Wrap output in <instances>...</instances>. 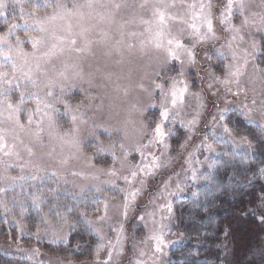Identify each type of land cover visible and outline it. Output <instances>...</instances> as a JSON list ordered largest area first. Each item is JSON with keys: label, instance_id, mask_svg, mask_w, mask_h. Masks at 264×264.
<instances>
[{"label": "rangeland", "instance_id": "374dc122", "mask_svg": "<svg viewBox=\"0 0 264 264\" xmlns=\"http://www.w3.org/2000/svg\"><path fill=\"white\" fill-rule=\"evenodd\" d=\"M5 2L7 21L11 23L15 18L20 26L6 38L4 50L8 51V44L13 45V60L19 65L24 61L17 55L16 36L45 35L25 27V20L32 22L30 12L35 11L42 17L51 15L58 2L71 9L73 4L82 5L86 0H48L47 4L45 0H36L37 6L32 0ZM95 2L108 5L115 18L112 24L95 16L83 22L85 26L95 25L89 35L93 41L89 51L53 56L42 63L40 71L29 57L34 79L43 80L44 71L49 74L53 69L60 71L65 63L79 65V69L66 70L68 80L57 79L53 96H47L42 85L33 87L24 79L14 80L12 85H0L9 89L2 98L5 107L0 115V128L6 130L7 143L15 144L14 150L19 153V158L0 155V159L12 165L6 168L0 164V188L5 189L0 191V256L21 264H96L98 257L101 261L107 259L108 248L114 245L110 264H136L137 260L144 264H171L173 249L182 247L178 250L182 256L186 251L196 252L181 246L184 240H192L186 221L181 220L184 214L197 209L205 212L208 204L220 200V180L216 177L220 166L251 153L255 150L253 139L264 137L261 127L264 125L261 108L264 104V24L261 23L264 0H244L243 15L238 7L233 8L230 23L239 29L238 33L220 23L227 0ZM116 3L122 5L118 10L112 7ZM201 3L212 5L215 32L214 38L204 41L197 40L188 27L192 13L199 12ZM154 5H171L166 11L177 20L168 21L169 30L192 49L194 62H189L186 53L175 60L169 59L162 49L152 46L140 49V42L149 36L146 31L149 25L141 21L153 20ZM245 17L249 20L247 25L242 24ZM6 29L5 17H0V35ZM104 33H108V39ZM60 34L63 33L57 31ZM52 42L49 40V44ZM129 44L133 47L129 48ZM81 45L82 41L78 46ZM19 48L28 53L33 51L27 39ZM225 65L232 70L241 66L240 86L244 90L238 94L234 84L226 86L216 80L217 76L222 80L230 70ZM10 68L11 62L0 57V70L10 71ZM75 71L81 75H74ZM174 82L177 88L187 85L184 103L178 104L163 121L162 127L167 133L163 143L149 144L152 129L161 120V93L155 85L161 84L169 91ZM61 84L64 85L62 93ZM21 91L38 94V99L25 97L19 113L20 122L25 125L23 130L8 120L6 108L9 100L13 104L20 100ZM38 102L42 109L39 113L35 111ZM65 103L70 110L65 108ZM45 104L51 107L44 109ZM249 109L251 112L246 116ZM30 114L33 119L29 125ZM72 115L78 117L77 121L73 122ZM193 120L195 123L190 124ZM224 125L231 135L224 131ZM143 145L148 147L142 148ZM138 148H142L143 156ZM27 149H31V155ZM153 156L159 159L160 167L152 169L150 174H145L147 168L141 173L139 166L151 164ZM109 169L116 175H110ZM133 170L137 171L135 178L131 177ZM19 176L26 179L15 182L8 179ZM125 176L132 182H126ZM249 181L262 187L261 170L258 177H249L246 183ZM135 189L139 191L134 200L129 196L125 209V196ZM34 197L39 198L35 204ZM168 205L171 213L167 211ZM88 220L92 221L91 225ZM159 231L166 241L172 242L163 253H156L154 242L149 239ZM202 243H195V248ZM98 245H103L99 253ZM179 264H184V260L180 259Z\"/></svg>", "mask_w": 264, "mask_h": 264}, {"label": "snow or ice", "instance_id": "6c2138e0", "mask_svg": "<svg viewBox=\"0 0 264 264\" xmlns=\"http://www.w3.org/2000/svg\"><path fill=\"white\" fill-rule=\"evenodd\" d=\"M15 3H19V0H14ZM32 3L34 6L36 5V0H32ZM48 3V0H45V4ZM144 5H141L143 7ZM115 9H120L122 5L120 3H116L112 6ZM168 7H171V5H163L161 7L160 5H154L153 6V20L152 21H141L142 23L148 24L149 27L146 29V31L149 32V36L146 40H143L140 42V49L144 50L145 48L152 46L156 49H162L164 52L167 53V57L169 59H175L179 60L181 53H186L187 57L189 58V62H194V55L191 48L187 47L183 40L178 36H173L171 31L169 30L168 21L169 20H177V17L172 15L171 13L167 12L166 9ZM189 7L194 8V5H190ZM238 7L241 15L244 13L245 9V3L244 0H227V6L224 9L223 12L220 14V23L221 24H227L229 26V29H233L237 33L239 32L238 28H235L231 23V17L233 15V8ZM89 9L90 11L85 13L83 9ZM97 8L103 9V11H96ZM6 9L7 4L5 0H0V17H5V23L7 24V29L3 35H0V57H3V59L6 62H11V68L10 71H4L0 70V85L7 83L8 85H12L14 80H20L24 79L27 83H30L33 87H36L38 85H42L46 95L51 97L53 96V87L55 86L57 79L60 78L62 80H68L70 77L67 75L66 70L69 67H72L73 69H79L78 64H72L69 65L67 63L64 64V68L60 71H55L53 69V73L49 74L47 71L43 72L44 79H34L33 78V67L29 63V57H31L35 61V69L37 71H40L42 68V63H46L51 60L53 56L57 55H64L66 52L71 55L72 53L81 54L86 51H89L91 48V45L93 41L89 38V35L92 31V28L95 27V25L85 26L84 21L86 19L90 20L94 16L98 17L100 21L106 22L108 24H112L114 22L115 13L109 9L108 5H98L95 0H86L85 4L77 5L73 4L72 8L69 9L67 4L57 3L55 5V9L51 15L46 16H38L35 11L30 12L28 15L32 17V22L29 24L27 20L24 21V25L26 28L34 29L40 33H43L45 35L41 36H26L24 38H21L20 36H16V47H17V55L21 58H23L24 63L23 64H17L13 60L12 55V49L13 45L8 44V51L4 50V45L7 42V37L9 35L14 34V30L17 29L20 25L18 22L15 21V18H13V22L9 23L6 18ZM207 9V11H205ZM212 5L211 3L204 4L201 3L199 6V12H193L191 17V23H188L187 21H181L183 23H188V27L192 30V35L197 38L199 41L208 40L210 38L215 37L214 32V26H213V18H212ZM21 13L23 14L24 9L21 7L20 9ZM73 20L76 21V23H73ZM57 22L59 24L57 25ZM249 23V20L247 17L244 18L242 21V24L247 25ZM261 23L264 24V17H261ZM123 27V26H121ZM78 29V30H77ZM264 30V29H262ZM57 31L63 33L60 35H57ZM183 29H181V32ZM130 35H136V33H130ZM121 36H123V32L121 31ZM105 39H108V33H104ZM243 39V37H240ZM24 39H27L31 45L33 51L31 53L23 51V49L19 48V45L23 43ZM232 39H236L235 36L232 37ZM49 40L53 41L49 44ZM82 41V45L78 46L80 42ZM120 41H117V44H119ZM44 47L47 48L46 51H40V49ZM129 48H132L133 45L129 44ZM253 48H255V43L252 45ZM245 65L247 64V60H245ZM226 68L230 69V66L225 65ZM264 71V70H262ZM74 75L80 76V71H75ZM243 75V72L241 70V66L235 67L234 70L230 69L228 72H226L224 78L221 80L219 76L216 77V80L220 81V83L228 86V85H235L238 89L237 94L239 91H243L244 89L240 86V78ZM17 89L19 88V84L16 85ZM155 88L160 89L161 93V100H160V112L159 116L161 120L155 124V127L152 129L153 136L149 140V144L152 143H163L165 135V131L163 130L162 124L163 121H166L169 118V115L173 109H175L178 104L184 103V94L187 92V85L185 84L183 88H177L176 83L174 82L171 89L169 91L164 90V86L161 84H156ZM9 89H4L3 87H0V115H2L3 109L5 107V101L2 99L6 92ZM61 93L64 91V85H60ZM228 91H231V87L228 88ZM151 95V93H150ZM198 95V94H197ZM31 96L33 98L38 99V94L36 93H26L21 91L20 92V100L13 104L10 100L6 104V108L9 111L8 120L12 121L14 123V126L16 128H19L23 130L25 128V125L20 122V116L19 113L22 110V105L24 104L25 97ZM255 103V101H253ZM50 104H45L44 109L50 108ZM65 108L70 110V106L65 103ZM245 108H247V105H245ZM261 108L264 109V104L261 105ZM37 113L41 112L42 109L40 107L39 102L37 103V107L35 110ZM225 110H222V112ZM31 112V109L29 110ZM251 112V109L248 110V112L245 113L246 116H249ZM45 115H47V112L45 111ZM250 118V117H249ZM32 115L30 114L28 116V123L29 125L32 123ZM78 117L76 115H72L73 122L77 121ZM221 119H223V114H221ZM83 123V121H81ZM190 124H194L195 120L190 121ZM262 129H264V125L261 126ZM224 131L231 135V132L227 125H224ZM67 135V134H65ZM18 138V137H17ZM15 144H9L6 140V130L3 128H0V155L3 157H12L16 156L19 158V153L16 152ZM148 145H143L142 148H147ZM183 147V145H181ZM209 150L211 149L210 146ZM249 148L252 147L251 144L248 145ZM121 148H124V145L121 144ZM142 148H138L137 151L141 152V155L143 156ZM29 154L31 155V149H27ZM103 151V149H100ZM214 151V150H213ZM127 156V153L125 152V157ZM113 157H115V153H113ZM66 163V161H64ZM0 164H5V167H11V164H6V162L3 159H0ZM160 163L159 159L155 156L152 157V163L145 166H139V171L141 173H145V168L148 169V172L145 174H150L151 170L154 168H159ZM110 175H116V172L113 169H109ZM261 175L264 176V169H261ZM137 176V171L133 170L131 171V177L135 178ZM35 179V177H32ZM9 180L12 182H15L16 180H24L26 177L19 176V177H8ZM124 180L128 183H131L132 181L128 176L124 177ZM143 184V181H141ZM0 191H5V189L0 188ZM123 191V190H122ZM139 190L135 189L129 195L125 196V204L124 207L127 209L128 203H129V196L132 200L135 199L137 192ZM39 198L34 197L33 203H37ZM105 211H107V204H105ZM167 211L171 213L172 209L171 206H167ZM125 215H127V212L125 211ZM143 217H141L142 219ZM97 219L102 220L104 217H97ZM260 220L264 222V214L260 216ZM88 224H92L91 220L86 221ZM65 223H68L67 220H65ZM149 239H151L154 242V251L156 253H163L164 248L167 247L168 244L172 243L171 241H166L164 234L162 231L154 232ZM120 241V236H117V243ZM111 245V242H110ZM103 245L97 246V252L99 253L100 248H102ZM114 245L110 246L108 248V255L107 259L101 261L99 257L97 258L96 264H110L113 256V250ZM144 253L141 252V255ZM136 264H144L143 261L137 260Z\"/></svg>", "mask_w": 264, "mask_h": 264}, {"label": "trees", "instance_id": "16d2710c", "mask_svg": "<svg viewBox=\"0 0 264 264\" xmlns=\"http://www.w3.org/2000/svg\"><path fill=\"white\" fill-rule=\"evenodd\" d=\"M253 142L255 150L251 153L220 166L216 175L220 200L208 204L205 212L197 209L184 214L181 220L186 221L192 240H184L181 246L196 252L184 251L182 256V247L173 249L171 264H179L180 259L184 264H264V222L260 220L264 214V185L246 183L249 177H258L264 166V137ZM198 242L203 243L195 248ZM0 264L21 263L0 256Z\"/></svg>", "mask_w": 264, "mask_h": 264}]
</instances>
